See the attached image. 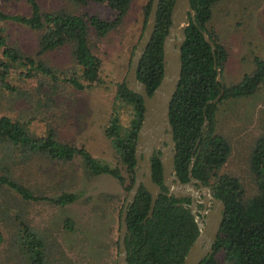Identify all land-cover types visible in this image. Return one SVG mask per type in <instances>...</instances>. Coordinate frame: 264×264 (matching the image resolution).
Segmentation results:
<instances>
[{
  "label": "rangeland",
  "instance_id": "1",
  "mask_svg": "<svg viewBox=\"0 0 264 264\" xmlns=\"http://www.w3.org/2000/svg\"><path fill=\"white\" fill-rule=\"evenodd\" d=\"M148 1L131 0L121 24L103 38L95 37L89 29L92 52L101 60L100 85L79 91L65 81L42 75L28 79L11 75L9 82L16 90L10 94L0 89V117L19 122L33 137H43L51 131L56 141L86 150L94 158L120 168L125 176L106 129L116 116L120 134L124 135L134 118L132 107L116 99V90L124 82L142 37ZM36 2L45 13L114 18V12L105 4ZM0 9L10 15L31 13L25 0H0ZM2 27L8 44L21 56L43 63L61 80H81L72 45L40 55L41 31L12 22ZM209 28L228 54L222 72L224 85L237 84L243 76L252 74L254 58L264 60V0H226L217 4ZM215 116L217 131L231 147L220 173L237 178L245 196L252 197L256 184L249 158L256 140L264 136V88L247 98L222 101ZM9 152L7 144L0 147V171L11 170L13 179L28 186L34 196L55 199L65 193L75 194L77 199L72 204L56 206L46 200L26 201L18 193L0 188V264H31L23 241L25 227L43 242L44 264H117L120 214L127 196L118 181L108 175H92L78 155L71 161H61L32 154L21 162L18 157L24 154L12 160ZM68 219L73 222L72 230L64 226Z\"/></svg>",
  "mask_w": 264,
  "mask_h": 264
},
{
  "label": "trees",
  "instance_id": "2",
  "mask_svg": "<svg viewBox=\"0 0 264 264\" xmlns=\"http://www.w3.org/2000/svg\"><path fill=\"white\" fill-rule=\"evenodd\" d=\"M19 1V0H13ZM86 5L89 2L105 4L114 12L113 20H102L97 16L82 17L65 12H42L36 0H25L31 6L29 16L10 15L0 9V89L14 94L16 87L9 78L16 79L42 75L55 81H65L76 90H89L102 83L101 60L92 52L88 32L103 38L115 29L127 14L131 0H72ZM226 0H190L195 12V22L186 28V40L182 47L181 79L170 104L169 120L173 128L176 147L175 172L179 180L188 182L189 175L211 188L213 196L221 199L226 210L214 245L213 254L201 264H264V136L253 145L249 168L256 184V193L246 197L241 182L220 170L227 162L231 147L225 137L216 129L218 104L228 99L247 98L264 88V60L254 58V71L245 75L237 84L224 85L223 94L216 104H207L221 94L218 81L227 62L228 54L209 28L214 7ZM174 0H160L153 37L143 54L137 78L146 85L149 95L162 78V44L170 22ZM151 0L144 8L145 19L150 10ZM144 19V22H145ZM18 23L30 30L41 31L38 53L44 55L72 45V54L81 68V80H61L54 71L43 63H37L12 48L4 35L3 24ZM207 33L215 45L212 50L203 37ZM14 74V75H13ZM219 74V75H218ZM59 79V80H58ZM116 99L132 107L134 118L129 129L120 134V123L116 116L106 129V135L113 141L121 159L120 168L109 165L91 156L86 150L74 148L55 140L49 131L46 136H31L17 121L0 117V147L7 144L12 160L15 155L21 162L32 154L44 155L53 160L71 161L78 155L94 176L108 175L117 180L127 193L134 183L136 134L140 127L143 106L142 98L127 90L124 82L117 85ZM205 120L207 121L206 124ZM192 158L194 161L192 162ZM12 171L1 169L0 188L12 190L26 201H49L56 206H66L76 201L75 194H61L55 199L34 196L31 189L18 183L11 176ZM152 178L162 186V168L158 155L152 159ZM189 199L176 200L164 194L156 201L152 218L145 217L149 210L150 195L140 187L127 214L128 233L125 237L127 264H182L189 248L198 235V228L188 207ZM66 229H73V222L65 220ZM25 249L31 255V264H44L43 242L31 229L25 227ZM2 236L0 234V243ZM118 246V244H117Z\"/></svg>",
  "mask_w": 264,
  "mask_h": 264
},
{
  "label": "water",
  "instance_id": "3",
  "mask_svg": "<svg viewBox=\"0 0 264 264\" xmlns=\"http://www.w3.org/2000/svg\"><path fill=\"white\" fill-rule=\"evenodd\" d=\"M159 4L160 0H151L142 37L135 48L124 79L127 90L142 98L143 115L136 134L134 149V183L127 193L120 214L117 264H127L125 237L128 229L126 219L140 187H143L150 195L149 210L145 220L152 218L156 201L162 194L176 200L190 199L188 206L185 203L178 205L188 207L198 228V235L182 264H201L213 254V248L226 210L224 202L213 196L211 188L203 186L200 181L190 175L188 182L183 183L175 172L176 147L173 140V128L169 120V111L181 79V55L186 40V28L190 21L195 22V12L191 7L190 0H174L173 2L170 12L171 24L162 44V78L151 95L147 93L146 85L137 78L139 62L155 31ZM202 34L205 41L214 50L215 45L207 33L203 32ZM218 81L222 86L221 94L214 100L208 101L207 104H216L223 94L224 83L221 76L218 77ZM206 123L205 120L204 124ZM154 154L159 155L158 159L162 168V186L166 192H163L161 186L155 183L152 178ZM191 161L193 162L194 158ZM198 205L202 206L201 210Z\"/></svg>",
  "mask_w": 264,
  "mask_h": 264
},
{
  "label": "flooded vegetation",
  "instance_id": "4",
  "mask_svg": "<svg viewBox=\"0 0 264 264\" xmlns=\"http://www.w3.org/2000/svg\"><path fill=\"white\" fill-rule=\"evenodd\" d=\"M154 155H158V154H154ZM159 156V155H158ZM189 199V198H188ZM190 201V199H189ZM198 208L201 210L202 209V206L201 205H198Z\"/></svg>",
  "mask_w": 264,
  "mask_h": 264
}]
</instances>
